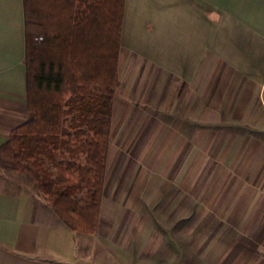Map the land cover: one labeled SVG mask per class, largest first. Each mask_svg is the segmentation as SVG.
<instances>
[{
	"label": "crops",
	"instance_id": "1",
	"mask_svg": "<svg viewBox=\"0 0 264 264\" xmlns=\"http://www.w3.org/2000/svg\"><path fill=\"white\" fill-rule=\"evenodd\" d=\"M120 43L96 236L115 247L111 264H175L174 257L178 264L193 250L169 228L155 227L156 200L146 197L117 204L149 210L138 232L123 240L115 222L106 227L105 189L116 191L108 178L123 173L114 156H145L152 181L143 192L157 191L151 186L161 179L159 198L193 191L210 166L238 177L234 223L255 224L264 234V0H125ZM24 58L23 2L0 0V146L27 118ZM83 240L23 176L0 169V264H103ZM259 251L264 264V246Z\"/></svg>",
	"mask_w": 264,
	"mask_h": 264
},
{
	"label": "trees",
	"instance_id": "2",
	"mask_svg": "<svg viewBox=\"0 0 264 264\" xmlns=\"http://www.w3.org/2000/svg\"><path fill=\"white\" fill-rule=\"evenodd\" d=\"M27 118L0 146L74 235L98 232L125 0H22Z\"/></svg>",
	"mask_w": 264,
	"mask_h": 264
},
{
	"label": "rangeland",
	"instance_id": "3",
	"mask_svg": "<svg viewBox=\"0 0 264 264\" xmlns=\"http://www.w3.org/2000/svg\"><path fill=\"white\" fill-rule=\"evenodd\" d=\"M144 158L145 156H114V160L116 159L114 166L117 165L116 169L123 170V173L121 176L108 178L107 186L110 187L113 184L112 186L116 191L111 193L105 189V205L111 216L110 220H105L106 227L110 222H115L119 228L117 233L121 235L123 240L132 236L135 231L138 232V221H142V217L148 216L149 210L123 206L119 209L117 204L121 199L123 204L126 202L129 205L131 200H135V198L139 200L146 197L149 200H156L151 212L155 227L159 229L169 228L180 245L183 246L182 243H185V245L189 244L191 248L193 247L192 251L185 250L183 252L184 255L179 259L178 264H263V257L260 255L259 248L264 246V234H260L258 231L260 226L234 223L238 219L232 214L238 213L239 209L233 211L230 208L234 195L231 193V188L240 183L238 177L226 175L224 172L220 173L218 167L210 166L202 172L199 184L195 182L193 191L185 193L168 192L159 198V190L163 184L161 179L153 180L151 189L156 187L157 191L147 194L143 192L145 184H151L152 181L145 174ZM209 168L213 169L210 170ZM24 180L31 186L26 178ZM131 185L136 186L133 192L128 193ZM113 211L117 215L115 219L113 218ZM104 213L105 207L102 206V216ZM192 218L193 221H191ZM230 222L234 224L230 226ZM182 227L185 228V231L184 229L181 231ZM226 228L232 230L226 232ZM102 230L104 233L106 232L105 226ZM97 234L98 232L92 236H76L85 239L83 241H85L84 243L93 258L100 263L111 264L112 252L115 247L102 239H96ZM225 235H227V239L230 237L229 240L237 238L240 241L231 243L227 240L226 243ZM200 236H202L201 240H199ZM212 237L216 238L217 241L212 242V244L214 243V250L209 252V239ZM182 238L185 241L180 242ZM226 244L231 247L230 250L226 249L228 251H225ZM173 261L177 264L176 257L173 258ZM137 264L144 263L138 258Z\"/></svg>",
	"mask_w": 264,
	"mask_h": 264
}]
</instances>
